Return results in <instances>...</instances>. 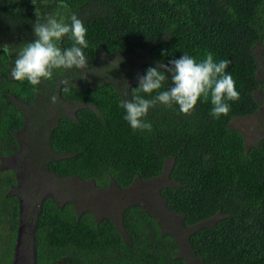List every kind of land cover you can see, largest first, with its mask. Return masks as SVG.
<instances>
[{"label": "trees", "instance_id": "trees-1", "mask_svg": "<svg viewBox=\"0 0 264 264\" xmlns=\"http://www.w3.org/2000/svg\"><path fill=\"white\" fill-rule=\"evenodd\" d=\"M63 3L67 7L59 6L60 0H0V264L25 263L21 185L16 170L3 163L21 150L24 130L34 137L44 133L38 122L45 120L42 109L53 96L76 107L72 115L58 114L45 132V148L53 154L48 171L98 189L125 190L160 177L168 165L172 184L159 196L184 227H192L187 244L200 264H264V136L247 147L243 134L231 127L233 119L257 113V93L264 98L259 66L264 0ZM36 11L41 22L53 15L70 23L73 13L84 22L85 70H54L51 79L35 87L10 76L20 49L35 39ZM71 45L65 36L58 46ZM206 51L216 61H231L227 71L240 97L229 102L230 112L214 119L210 99L202 98L191 115L181 114L177 105L158 104L145 118L151 132H134L119 104L131 98L137 76L183 53L199 62ZM167 75L158 91L173 86ZM64 79L68 85L61 84ZM141 95L150 99L156 92ZM35 207L32 264H187L176 237L140 204L125 206L120 224L79 211L74 203L60 204L51 194Z\"/></svg>", "mask_w": 264, "mask_h": 264}, {"label": "clouds", "instance_id": "clouds-1", "mask_svg": "<svg viewBox=\"0 0 264 264\" xmlns=\"http://www.w3.org/2000/svg\"><path fill=\"white\" fill-rule=\"evenodd\" d=\"M59 6L67 7L63 0H60ZM36 17L33 25L35 39L25 43L20 49L10 76L16 81L26 80L35 87L42 80L51 79L54 70H85L88 61L83 49L88 47V43L84 22L75 13L68 18L70 23L65 22L64 17L58 19L53 15L41 22L37 11ZM65 36L69 37L72 45L61 48L58 45ZM2 47L4 52L9 51L8 45ZM118 58L121 63L123 58ZM230 64L228 59L216 61L210 51H206L204 58L199 62L187 53H183L179 59L170 60L168 64L157 62L156 66L149 67L144 75L137 76L138 87L131 89V98L120 101L119 107L125 111L124 120L134 132H151L152 124L145 119L150 109L158 104L169 108L177 105L181 114L191 115L201 98L204 102L210 99V115L214 119L226 116L231 110L229 102H235L240 97L235 88V81L227 71ZM167 74H170L173 86L158 91L163 88L164 82L168 81ZM61 84L68 85L69 81L64 79ZM153 92H156V95L150 99L141 95H151ZM123 95L128 97L129 92L125 91ZM51 100L56 103L57 97L53 96Z\"/></svg>", "mask_w": 264, "mask_h": 264}, {"label": "rangeland", "instance_id": "rangeland-1", "mask_svg": "<svg viewBox=\"0 0 264 264\" xmlns=\"http://www.w3.org/2000/svg\"><path fill=\"white\" fill-rule=\"evenodd\" d=\"M261 48L258 47L256 54L261 60ZM260 72H264V62L260 61ZM256 98L260 108L256 114L243 118H235L231 127L239 130L245 139L247 147L256 144L264 136V98L259 93ZM76 105L60 103L52 100L43 106V117L45 120L38 122L44 133L34 137L28 128L19 135L21 150L13 157L4 161V166L16 170L21 187L17 190L23 200L21 253L24 264H32V246L30 244L32 217L36 204L47 194L56 197L62 204L71 202L79 211L91 212L97 218L108 217L120 224V213L122 209L130 204H140L145 209L155 213L163 223L165 230L172 233L179 243V255L185 259L187 264H200L194 257L187 244V236L191 228L181 224L178 216L167 211L163 200L159 196V190L172 184L168 177V165L163 174L148 181H136L128 189L120 190L114 185L106 189H98L91 182H84L77 178L61 179L46 169V162L53 157L45 148L47 140L46 131L52 127V122L58 114L66 113L72 115ZM31 126L35 123L30 121ZM29 126V125H28ZM36 143V144H35ZM37 145V146H36ZM30 204H34L31 207ZM28 205H30L28 207ZM35 209V210H34Z\"/></svg>", "mask_w": 264, "mask_h": 264}, {"label": "water", "instance_id": "water-1", "mask_svg": "<svg viewBox=\"0 0 264 264\" xmlns=\"http://www.w3.org/2000/svg\"><path fill=\"white\" fill-rule=\"evenodd\" d=\"M21 235V234H20ZM19 243V242H18Z\"/></svg>", "mask_w": 264, "mask_h": 264}]
</instances>
